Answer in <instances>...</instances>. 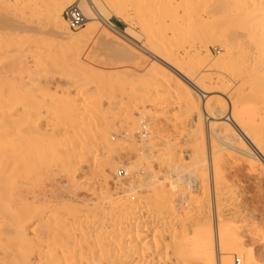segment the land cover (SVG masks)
Wrapping results in <instances>:
<instances>
[{
  "label": "rangeland",
  "instance_id": "1",
  "mask_svg": "<svg viewBox=\"0 0 264 264\" xmlns=\"http://www.w3.org/2000/svg\"><path fill=\"white\" fill-rule=\"evenodd\" d=\"M35 1L0 0L1 15L30 28L19 31L0 27V86H4L0 90V111L13 108V119L6 126L2 122L5 117L0 113V148L9 143V148L20 151L14 153L13 158L17 157V160L12 163L17 166L21 163L16 172L28 174L26 181L22 179L27 184L19 226L34 224L38 216L48 214V204L65 200L78 201L90 208V213L106 214L116 222L117 218L120 220L117 209L123 203L137 202L138 196L144 204H150V209L155 206L153 209L157 214L150 211L152 216L162 213L156 203L168 197L174 203L176 216L181 220L186 217L182 220L186 222L192 216L189 207L194 201L201 200L204 195L205 199L223 195L227 198L226 204L234 208L232 223L236 234L229 249L231 263L243 264L242 259L238 260L240 251L264 264V162L259 155L249 158L239 152L243 147L247 148L244 139L232 140L228 144L221 133L209 131L210 120L216 122L214 126L218 131L220 125L217 122L228 123L229 120L228 124L233 126L230 102L219 91L215 75L207 70L208 79L204 84L210 85L215 92L211 91L209 95L218 97H213L212 103L217 108L224 104V112L218 117L205 111L202 104L206 98L199 99L200 106L195 105L192 100L194 92L142 50L146 47L162 53L161 58L174 66L184 64L186 59L207 56L205 59L210 60L211 68L220 63L218 58L225 55L224 47L229 45L214 24L209 25L221 19L225 9H217L207 20L209 26L202 27L203 31L206 30L196 33L187 20L195 21L200 14L206 16L213 0H95L105 17L117 24L122 34L130 35L131 42L104 27L100 21L92 23L91 34L108 36L119 47L128 48L144 61L138 67L144 74L135 73V79L126 83L122 81L123 77L111 73L92 76L96 72V68L90 65L94 61L90 58L93 43L62 40L46 33L49 28L46 20L30 14L29 8ZM174 21L185 22L178 29L169 31ZM86 26L71 31L66 25V30L75 37L85 32ZM172 32H177V36ZM213 61L217 63L211 64ZM87 74L95 78L90 82L77 81L78 75ZM181 86L186 88L185 98L184 92L179 90ZM102 102L108 106L103 107ZM65 103L69 108L61 112L56 110ZM60 117H76L79 123L76 128L67 127L60 124ZM142 125H145V134L138 135L136 132L141 131ZM194 152L196 159L191 155ZM207 159L214 162L213 177L207 174L210 170ZM126 165L131 167L126 170V178L115 183L114 173L119 168L125 169ZM179 175L187 180H179ZM257 222L260 231L256 230ZM42 230L37 227L32 233L27 229L24 240L16 234L3 242L19 238L27 244L47 245L54 241L43 232L45 229Z\"/></svg>",
  "mask_w": 264,
  "mask_h": 264
},
{
  "label": "bare ground",
  "instance_id": "2",
  "mask_svg": "<svg viewBox=\"0 0 264 264\" xmlns=\"http://www.w3.org/2000/svg\"><path fill=\"white\" fill-rule=\"evenodd\" d=\"M69 1L36 0L34 5L29 8L30 14L35 15L39 19H45L49 25L47 31L45 30L46 33L62 40L73 39L75 42L81 41L85 36L92 33V23L100 21L104 27L123 37L126 41L131 42L130 35L122 34V31L113 23H108L109 19L99 9L95 0H86L82 4V9L87 16L85 32L75 37L70 36L66 30V22L60 14L62 5L64 6ZM208 8L206 16L197 15L195 21L192 19V21L187 20V24L195 29L196 33L199 30L203 31L202 27L213 24L214 28L220 31L223 40L229 43V45L227 44L228 47H224L225 55L223 56L222 54L224 53H222V56L219 57L220 59L218 56L216 57L220 63L222 62L221 65L216 62L217 65L213 61L211 64L214 63L216 65L209 68L210 60L205 59L207 56H202V58L197 60L186 59L184 61L185 59L182 58L184 59V64L174 66L172 62L161 58L162 53L153 52L142 44H138V46H143L145 48H142L144 53L169 72L177 75L180 81L194 92L192 100L195 101V105L200 106L201 100L199 101L198 96L201 92H204L203 95L206 101L202 105L205 111L218 117L224 112V104H222L223 107L217 108L212 103V98L215 96L208 94L212 91V88L210 85L204 84L208 79L207 70L210 69L212 74L215 75L219 91L230 102L233 126L229 125V120V124L220 121L217 122L220 125V131H218L214 126L216 122L210 120L208 122L209 131L221 133L228 144L232 140L244 139L245 144H248H246L247 148L243 147L239 152L249 158L259 155L264 162V0H213L208 5ZM222 8L225 10H223L224 14L221 19L207 25L210 15L217 9ZM10 19L6 15L0 14V27L7 26L19 31L30 29L28 25L20 24L18 20ZM184 22L174 21V26H169V31L178 29L179 25ZM179 29L181 30L182 28ZM177 32L179 31L177 30ZM177 32L172 33L177 36ZM180 33L183 34L184 29ZM20 43L22 44L23 42ZM20 43L19 45H21ZM163 53L166 52L164 51ZM52 65L54 66L55 63ZM23 66L25 65L23 64ZM185 86L179 87V90L184 92L186 90ZM3 88L4 86H0V90ZM212 93L215 92L212 91ZM185 94L184 92L183 98H185ZM215 98L217 99L218 97ZM66 108H69V104L65 103L56 110L61 112V110ZM12 109L0 111L1 115L5 117L2 119L5 126L13 119ZM60 119V124L62 123L67 127L72 126L71 128H76V124L79 123L76 117L66 119L60 117ZM4 141L6 142V139ZM0 144L2 145L1 142ZM7 145L11 144L8 143ZM7 145L5 147V144H3L4 147L0 148V264H232V252L229 249L233 246V236L236 234V227L232 223L234 208L226 204L227 198L223 195L221 197L214 195L213 197H206V199L204 195V198L193 203L190 200L192 204L189 208L192 211V216L190 215L191 218L189 217L190 219L186 222H183L186 217L182 221L179 216H176L173 210L174 203L168 197V199L166 197L165 199L162 198V201L158 200L160 203H156V206L163 211L161 213V210H159L160 214L158 213V216L154 215V217L150 211H154L153 208L155 206L152 208L153 210L150 209V204L149 206L146 205L147 201L144 204L138 196L139 199L137 198L138 201L135 203H130V201L128 202L129 204L123 203L120 209L117 206L120 220L117 218L119 221L116 220V222L113 219L115 217L111 220L106 214L104 216L97 214L98 212L92 213L91 211L90 213V208L80 204L78 201L64 199L65 201L58 204H48V214L38 216L34 224L28 223V225L24 223L19 226L22 221L20 220L23 209L22 202L25 199L26 192L25 186L27 183L25 178L28 174L25 171H23L24 173L16 172V169L21 167V163L19 164L20 167L16 163L13 164V160H17V157H13L14 153L16 154L20 151H15V149L13 150L12 147L11 149ZM191 155L196 159L197 154L195 152ZM206 162L209 165L208 168H210L207 174L213 177L214 162H212V159L210 162L207 159ZM203 163L202 165L205 164ZM130 168V166H125L127 171ZM16 178H20V180ZM23 178L25 181L22 180ZM178 178L183 181L187 180L183 175H179ZM194 180H197V177L194 176ZM226 192L228 193V191ZM226 192L224 194H227ZM27 193L30 194V192ZM219 193L217 194L219 195ZM232 193L230 192L229 194ZM235 196L238 198V195ZM179 207L182 208L184 206ZM255 210L257 211V208ZM117 212L115 213L117 214ZM154 213L157 214L156 211ZM37 227L45 229V231H42L46 232L55 242L51 241L50 245H38L37 243L32 244L35 245L32 246L27 244L28 242L20 241L19 238L22 240L25 237L27 229H30L33 233ZM256 230L260 231L259 222L256 224ZM16 234L19 235L18 240H15L17 242H3L4 239L13 237ZM260 249L261 246L258 247L259 252ZM259 252L258 254L260 255ZM240 259H242L243 264H263L262 260H255L249 253L239 251V262Z\"/></svg>",
  "mask_w": 264,
  "mask_h": 264
},
{
  "label": "crops",
  "instance_id": "3",
  "mask_svg": "<svg viewBox=\"0 0 264 264\" xmlns=\"http://www.w3.org/2000/svg\"><path fill=\"white\" fill-rule=\"evenodd\" d=\"M114 25L118 28L117 24L114 23ZM81 41L93 43L90 58L94 59V61L90 65L96 68V72H93L92 76H101L102 73H111L117 77H123L122 81L128 83L135 79V73H140L138 67L143 64L142 62L144 61L134 55L128 48L124 46L119 47L118 43L108 36L103 34L93 35L90 33ZM142 74H144V72L140 73V75ZM92 76L90 74L78 75L77 81L81 83L90 82L95 78ZM90 89L92 88L90 87ZM72 93L73 92H71V94ZM102 106L106 107L108 105L102 102ZM134 115H138V113L134 112Z\"/></svg>",
  "mask_w": 264,
  "mask_h": 264
},
{
  "label": "built area",
  "instance_id": "4",
  "mask_svg": "<svg viewBox=\"0 0 264 264\" xmlns=\"http://www.w3.org/2000/svg\"><path fill=\"white\" fill-rule=\"evenodd\" d=\"M86 0H73L72 2L68 3L65 5L62 9L61 15L64 18L67 28L71 31H77L79 29H82L86 22H87V16L84 13L82 9V4ZM110 21H108L109 23ZM112 23V22H110ZM204 92H201L200 95L198 96L200 98H205L204 97ZM145 125H142L141 131L136 132L138 135H144ZM127 171L124 168H119L117 171L114 173V182H120L126 178Z\"/></svg>",
  "mask_w": 264,
  "mask_h": 264
}]
</instances>
